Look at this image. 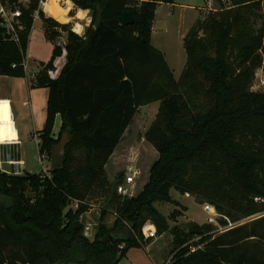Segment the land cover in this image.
Wrapping results in <instances>:
<instances>
[{
  "label": "trees",
  "instance_id": "1",
  "mask_svg": "<svg viewBox=\"0 0 264 264\" xmlns=\"http://www.w3.org/2000/svg\"><path fill=\"white\" fill-rule=\"evenodd\" d=\"M72 1L91 13L84 37L46 18L40 0L19 9V43L5 38L0 17V77L26 76L36 13L52 40L59 29L68 33L60 76L47 75L63 55L55 47L36 77L37 86L49 90L41 156L50 160L63 132H72L64 166L50 177L0 169V264H119L131 249L154 242L143 229L150 236L155 227L157 237H173L168 264H264V216L223 234L211 224L182 232L168 223L180 213L167 218L155 208L178 206L170 195L174 189L209 202L234 222L264 214V94L251 91L264 58V28L256 29L253 18L264 0H216L219 10L197 20L184 38L187 62L179 80L151 41L158 7L174 0ZM126 12L132 25L123 23ZM200 79L210 98L203 106L197 104ZM156 102L160 107L145 139L158 160L137 196L118 195L121 182L108 180L106 165L138 110ZM93 198L108 203L115 221L106 225L102 212L89 240L81 218ZM149 222L155 227H146Z\"/></svg>",
  "mask_w": 264,
  "mask_h": 264
},
{
  "label": "rangeland",
  "instance_id": "2",
  "mask_svg": "<svg viewBox=\"0 0 264 264\" xmlns=\"http://www.w3.org/2000/svg\"><path fill=\"white\" fill-rule=\"evenodd\" d=\"M7 1L9 5L15 9H20V7L27 5L25 2H20V0ZM175 1L177 6H175L173 10L167 4H164L157 9L154 23L155 32L151 36V41H153L154 45L158 46L165 52L167 56L166 60H168L167 62L172 67L171 70L173 71L176 79L179 80L182 74V68L187 60V54L184 49L183 42L185 36L194 27L199 16H202L200 17L202 20L210 12H217L220 6L216 0H198L200 9L197 11L196 9L187 6L190 5L191 0ZM137 2L139 3V1ZM137 2L130 3V5H137ZM224 2L228 5L227 0ZM47 11L50 14L49 10ZM253 25L256 29H261L262 27L264 28V10L259 11V13H257L253 18ZM55 39L53 40L54 44ZM27 55L28 52H26V56ZM50 56V53L47 52L42 55V58L44 59L38 60L36 57V60L30 61L31 63H29V71H39V61L47 62L50 60ZM260 69L264 70V58L262 55L260 56L254 75ZM53 70L54 69L48 70L47 72V75L50 78L52 77L50 76L49 72ZM39 72H37V75H39ZM53 73L55 77L52 79H57L60 76V73H57L56 71ZM196 89L199 91L197 104L202 106L208 104L210 101V98H208L207 95L208 83L205 80L200 79L196 85ZM251 91L258 94H264V88L254 89ZM159 107L160 103L156 102L151 104L150 107L145 106V108L139 110L135 119L130 125V128H128L126 131L122 141L114 151L113 155L110 157L105 168L108 180L111 183H122L127 177L133 176L136 185V196L147 184L149 180L150 169L159 157L154 147L145 139L146 133L156 119ZM7 134H10V132ZM31 170L33 172L34 169ZM41 170H47V173L50 174V160L45 162V166L44 168L42 167ZM28 172H30V169ZM40 174H42V172ZM170 195L172 200L178 203V206L171 203L155 204V208L159 211V213L167 218H169L170 215H172L175 211L180 213V215H177L172 220H168L170 227H177L182 232H186L193 224H208L207 219L209 215L203 211V204L209 202L194 195H191L190 198H185V194L183 195L174 189L171 190ZM98 199L99 200L93 198L90 201L93 205L91 210L86 213L87 215L84 214L81 218V221L85 226V236L88 239L90 238L89 240H93L92 237L97 231V225L100 221L99 218L102 212L105 214L104 222L109 227L112 226L113 219H115L113 213L110 211L108 203H106L104 200H101L100 198ZM70 207L75 209L76 205L73 203ZM263 216L264 214H259L250 218L240 219L235 222L240 224V226L246 225ZM213 229H216L215 226H213ZM170 240L171 234L167 233V235H164L161 240L151 246L149 251H147L146 248H133L119 264L169 263L173 256L174 249Z\"/></svg>",
  "mask_w": 264,
  "mask_h": 264
},
{
  "label": "crops",
  "instance_id": "3",
  "mask_svg": "<svg viewBox=\"0 0 264 264\" xmlns=\"http://www.w3.org/2000/svg\"><path fill=\"white\" fill-rule=\"evenodd\" d=\"M50 1L51 0H42V4L40 3L39 9L44 13L45 17L53 18L55 21L62 25H68L74 33L78 34L81 37H84L86 31L88 30V28H90L92 23L90 11L79 9L78 7H76L72 0H58L59 5L64 10L69 9L66 21L61 22L56 20L54 17H52V15L48 13L47 10H49L48 7L50 5L47 7L46 3ZM135 1L142 2L144 0ZM20 2H25V4L28 5L29 0H20ZM176 4L177 3L174 0L173 5H167L170 6V8H172L173 10L175 6H177ZM162 5L164 4H161L158 8H160ZM187 6L196 9L197 11L200 9L198 0H191L190 5ZM200 17L202 16H199L197 20L201 19ZM154 23L152 28V35L155 32ZM152 45L156 49L161 51L164 54L165 59H167L165 52L158 46L154 45L153 41ZM54 48V41L48 36L43 21L41 20L39 15H35L27 48L28 55L26 56V60L28 62V65L29 63H31L30 61L36 60V57L38 60L44 59L42 58V55L47 52L50 53L51 59ZM49 61L50 60L44 63L48 64ZM40 63L41 61H39V65ZM65 64L66 55H62L54 62L53 71L61 73ZM185 66L186 63L182 68L183 70L185 69ZM169 67L170 69H172L170 65ZM42 69L43 68L39 66V71H41ZM29 70L30 69L28 68V70L26 71V76L24 78H15L9 76L0 77V145L4 147L5 152H8V154L6 153V155H8L9 160H11L12 165L15 167L19 174H22L24 172L31 174H40L43 171L41 170V168H44L45 162L49 161L47 157L41 156L40 154V132L45 128L46 125L49 90L45 87H38L36 84V78L32 77V74H36L37 77V72L39 71L34 70L33 72H30ZM150 106L151 104L147 107ZM143 108H145V106L141 107L139 110ZM61 124V117L58 116L54 127L55 135L59 134ZM8 132H10V134H7ZM29 169L30 172H28ZM31 169H34L33 172ZM114 221L115 219H113V223ZM149 225H153L155 227V225L151 222H149L146 227ZM156 232L157 231L155 227V231L149 236L146 235L143 230L144 235H146L147 237H155L154 242L146 247L147 251H149L151 246L161 240L164 235H167V233H165L162 236L157 237ZM170 241H173L172 235ZM167 263L168 262H166L165 264Z\"/></svg>",
  "mask_w": 264,
  "mask_h": 264
},
{
  "label": "built area",
  "instance_id": "4",
  "mask_svg": "<svg viewBox=\"0 0 264 264\" xmlns=\"http://www.w3.org/2000/svg\"><path fill=\"white\" fill-rule=\"evenodd\" d=\"M40 3L42 4V0H40ZM21 14L22 12L19 9L13 10L7 0H0V17L2 19L1 26L4 29L5 38L8 41H11L14 43L20 42L19 33L23 29V25L19 21ZM35 15L37 16L38 13H36ZM67 43H68V33L65 31H62L61 29L57 30V36L55 39V47L61 48L63 51V55H66L65 47ZM23 67H24L25 72L29 68L26 58L24 60ZM53 72L54 71L49 72L52 78H54ZM32 77L36 78V74H32ZM260 88H264V70L263 69H260L255 74V79L252 85V90L260 89ZM42 175L43 177H50V174L47 173V170H43ZM135 189H136L135 179L133 176H130V177H127L122 183L118 184L117 194L121 196L134 197L136 196ZM190 197H191L190 194L188 193L185 194V198H190ZM203 211L209 215L207 222L208 224L215 226L216 228L215 232L217 234L226 233L240 226V224L231 221L227 216L219 213L216 210V208L209 203L203 204ZM144 236L146 239L149 238L146 235Z\"/></svg>",
  "mask_w": 264,
  "mask_h": 264
},
{
  "label": "water",
  "instance_id": "5",
  "mask_svg": "<svg viewBox=\"0 0 264 264\" xmlns=\"http://www.w3.org/2000/svg\"><path fill=\"white\" fill-rule=\"evenodd\" d=\"M123 23L126 26L132 25L134 23V18L131 12H126L123 15ZM45 63L41 62L40 66L45 67ZM72 141V132L71 129H67L61 135L59 142L53 146L50 154V171L61 170L65 162V151L67 146ZM8 152H5L4 147L0 145V169L2 172L10 175H17L18 171L12 165L11 160H9ZM17 161V160H15Z\"/></svg>",
  "mask_w": 264,
  "mask_h": 264
},
{
  "label": "bare ground",
  "instance_id": "6",
  "mask_svg": "<svg viewBox=\"0 0 264 264\" xmlns=\"http://www.w3.org/2000/svg\"><path fill=\"white\" fill-rule=\"evenodd\" d=\"M46 5L47 7L50 5L48 8H49L50 15H52V17H54L56 20L61 21V22L66 21L69 9L64 10L59 5L58 0H51L50 2H47Z\"/></svg>",
  "mask_w": 264,
  "mask_h": 264
}]
</instances>
